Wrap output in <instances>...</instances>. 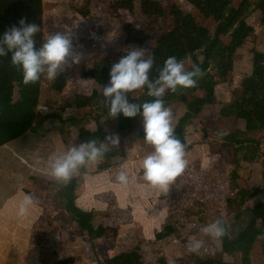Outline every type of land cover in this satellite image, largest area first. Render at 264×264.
I'll use <instances>...</instances> for the list:
<instances>
[{"label": "rangeland", "instance_id": "rangeland-1", "mask_svg": "<svg viewBox=\"0 0 264 264\" xmlns=\"http://www.w3.org/2000/svg\"><path fill=\"white\" fill-rule=\"evenodd\" d=\"M121 1L126 0H43V42L56 32L71 33L73 46L81 54V60L70 67L66 65L54 81L42 76L35 127L28 134L29 138L38 133V124L48 114L66 118L76 110L74 98H86L93 92L103 93L108 82L80 80L82 68L94 61L118 62L133 48L145 49L146 58L155 39L170 26V5L178 6L200 26L211 25V20L186 0H131V12L123 9L112 12L109 6ZM145 10L151 13V18L144 14ZM246 22L253 27L254 37L234 55L225 54V61L231 69L225 74L212 69L210 77L204 80L203 90L191 94L187 90H178L175 92L178 98L168 107L173 113V127L177 121L185 123L188 133L185 159L188 163L169 184L167 192L143 180L142 161L152 147L144 142L141 116L126 123L103 116L73 127L65 120V128L41 132L51 134L49 143L36 142L31 146V158H28L27 151L26 155L17 151L15 157L19 159L13 158L11 151L8 154H4L5 150L0 151V189L3 193L28 188L32 204L41 205L47 211L41 221V250L37 253L41 264H107L111 258L138 245L143 255L142 264H162L161 261L164 264H233L223 255L220 239L207 235L203 228L218 219L230 222L241 208L264 203V132L257 136L259 148L254 145L237 148L226 146L223 140L214 137L203 140L200 131L229 133L243 127L242 122L232 124L229 119L219 118L217 112L221 104L240 95L239 83L249 69L252 55L260 54L264 58V13L251 8ZM136 35H147L148 38L138 45L133 41ZM200 46L198 41L180 48L186 69L191 64L190 55ZM129 94L138 100L143 96V89ZM182 97L188 102L195 99L198 104L213 98L214 104L204 105L196 115L195 109H189L181 101ZM189 114L197 117L192 119ZM97 129L105 137L118 134L120 144L108 149L117 154L110 169L95 173L99 162L96 160L84 165L82 177L76 176L77 171L72 175L81 191L76 194L80 203L78 208L83 212L110 213L96 222L105 230L104 235L88 242L77 231L76 225H70L68 215L60 210L54 193V185L59 181L51 176L47 162L50 156L63 154L72 146L89 140L91 132ZM248 150L250 155L257 152L256 160L250 161V165L245 157ZM121 172L127 175L126 183L116 179ZM229 173L230 177L234 174L232 182ZM81 185L85 187L84 192ZM39 188L48 193L41 204L37 195ZM257 188L260 193L256 200L246 197ZM236 191L244 192V196L237 197ZM260 209L257 207V211ZM205 218L208 220L203 222ZM263 237L264 234L253 247V264H264ZM197 240L202 246L196 252H189V243ZM38 248H32L29 253L36 254Z\"/></svg>", "mask_w": 264, "mask_h": 264}, {"label": "trees", "instance_id": "trees-1", "mask_svg": "<svg viewBox=\"0 0 264 264\" xmlns=\"http://www.w3.org/2000/svg\"><path fill=\"white\" fill-rule=\"evenodd\" d=\"M189 5L196 8L198 12L211 20L210 27L198 25L194 19L182 12L175 4L168 8L170 26L161 33L154 41L153 48L149 51L154 59L153 68L150 72V79H155L158 69L163 67L164 61L175 56L182 61L180 48L186 44L201 42L200 48L190 55L191 64L198 65L203 75L198 79L195 87L178 88L187 90L190 94L195 90H203L205 78L210 77L212 69L225 74L231 69V65L225 61V54L234 55L247 42L254 37V29L246 19L251 8L259 9L264 13V0H186ZM110 10L115 12L123 9L131 12V0L115 2L111 4ZM149 18L151 13L144 11ZM167 14V12H166ZM25 19L27 23H36L40 26V32L36 34L37 48L43 43V0H0V38L6 30L12 26H19V21ZM147 35H136L133 41L138 45L147 40ZM116 62L94 61L90 66L82 68L80 80L84 82L109 81L111 66ZM42 76L35 83L25 84L22 72L18 71L11 64V54L0 57V149L21 138L32 126H35V117L40 99ZM55 87V86H54ZM58 88V87H57ZM240 95L230 102L221 104L217 115L222 119H229V123L242 122V128H236L232 132L220 133L207 132L201 129V138L214 137L223 140L226 146L241 147L254 145L260 147L257 136L264 132V58L260 54H253L249 69L239 83ZM177 90V91H178ZM147 89L143 88V96L136 100L129 93L130 102L144 103L150 101L151 97L146 95ZM178 98L175 93L167 91L163 97L165 106L169 107ZM103 93L93 92L88 97L74 98L73 110L66 118L58 114H48L38 124L37 131L47 132L59 131L66 127L63 122H69L70 126L82 124L85 121H96L103 116H110L108 108L103 103ZM188 102L184 97L181 101L186 107L193 108L196 115L201 112L206 104H214L213 98L205 101L193 99ZM195 114L189 117L195 119ZM134 118H126L122 114L115 119L119 122H129ZM231 121V122H230ZM65 125V126H64ZM175 136L185 145L187 136L186 126L183 121H177L173 127ZM105 136L99 129L91 132L90 139H95L99 145ZM117 154L107 150L102 158L97 161L95 173L106 171L113 167L111 163ZM84 170V166L79 171ZM76 179H71L67 184L58 182L54 185V193L60 210L68 215L71 225H76L77 231L88 242L97 240L104 235L105 230L101 225L96 224L97 220L106 218L109 212H98L90 210L83 212L76 204ZM260 189H255L248 197L250 200L257 199ZM257 203V202H256ZM257 207H261L257 211ZM263 214V217L260 215ZM223 221V220H222ZM226 228V235L219 238L225 258L233 264H253V247L264 234V203H257L253 207H243L236 212L230 222L223 221ZM141 247V246H140ZM139 245L111 258L107 264H142V253ZM262 250L264 252V237L262 238ZM162 260V259H161ZM164 264V261H161ZM199 264H215L213 262H197ZM196 264V263H195Z\"/></svg>", "mask_w": 264, "mask_h": 264}, {"label": "clouds", "instance_id": "clouds-1", "mask_svg": "<svg viewBox=\"0 0 264 264\" xmlns=\"http://www.w3.org/2000/svg\"><path fill=\"white\" fill-rule=\"evenodd\" d=\"M39 32L38 24L27 23L22 18L19 26H12L0 38V57L11 54V64L22 72L25 84L35 83L41 76L54 81L66 65L70 67L81 60V54L73 46L71 33L50 34L37 48L35 36ZM145 51L139 48L128 50L111 66L109 81L103 87V103L113 118L120 114L126 118L142 117L144 142L152 147L142 161L143 180L167 192L169 184L184 171L188 162L185 145L174 134L172 110L165 106L163 97L167 91L175 93L178 88L195 87L203 71L196 64H192L190 70L186 69L182 61L170 56L158 69L156 78L150 79L154 59L151 55L145 58ZM143 88L153 99L142 104L130 102L128 93ZM119 144L118 134H111L99 145L95 139L74 145L63 154L49 157L50 174L67 184L80 167L102 158L108 149ZM116 179L126 183L128 178L121 172ZM31 204V196L25 195L19 205V215H25ZM203 232L212 238H221L226 235V228L218 219L207 224ZM201 246V241H192L188 250L196 252Z\"/></svg>", "mask_w": 264, "mask_h": 264}, {"label": "crops", "instance_id": "crops-1", "mask_svg": "<svg viewBox=\"0 0 264 264\" xmlns=\"http://www.w3.org/2000/svg\"><path fill=\"white\" fill-rule=\"evenodd\" d=\"M34 127L35 126H32L21 138L12 141L11 143H8L4 147H2L0 151L5 150L4 154H8L10 151L13 152L12 157L15 159H19V157H15V155H17V151H21L22 155H26L27 151L28 158H31L29 151L30 147L35 145L36 142L45 144L49 143L47 141L50 140L49 136L51 135L42 134L41 132H39L33 133L32 137L29 138L28 134L31 133L30 131H32ZM22 148L24 150H20ZM250 152L251 151L248 150V153H245V157L249 165L251 163L250 161L256 160L257 153L256 152L254 155H250ZM238 165L239 164H236V166ZM77 173L78 175L76 176L78 177H82L84 175L83 170L79 171L78 169ZM234 178L235 177L233 174L229 178L230 182H232ZM81 187L82 191L84 192L85 187L83 185H81ZM76 191V194H81V191L78 187H76ZM248 194L249 193H247V196H245L248 197L250 195ZM25 195H31V191L28 190V188H24L21 190H17V188H15L13 192L10 191V193L6 195L3 193V190L0 189V264H41L40 260L37 258V255L41 250V221L42 217L47 213V211L45 207H42L41 205L38 206L31 204L28 206V210L25 215H19L18 206L24 199ZM37 195L39 196L37 197L40 200L39 204H41V200H43V198L46 199L48 193L44 189L39 188ZM235 195H237V197H242L244 196V192L236 191ZM76 204L79 207L80 203L78 197L76 200ZM207 220L208 218H205L203 222H206ZM37 247L39 248L36 254L29 253L32 248L36 250Z\"/></svg>", "mask_w": 264, "mask_h": 264}]
</instances>
